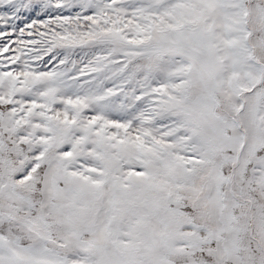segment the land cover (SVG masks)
<instances>
[{"label":"snow or ice","instance_id":"6c2138e0","mask_svg":"<svg viewBox=\"0 0 264 264\" xmlns=\"http://www.w3.org/2000/svg\"><path fill=\"white\" fill-rule=\"evenodd\" d=\"M0 264H264V0H0Z\"/></svg>","mask_w":264,"mask_h":264}]
</instances>
